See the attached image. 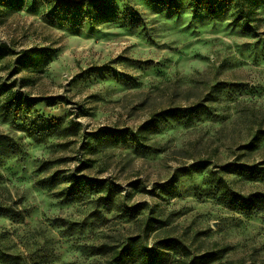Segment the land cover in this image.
Instances as JSON below:
<instances>
[{"label":"rangeland","instance_id":"obj_1","mask_svg":"<svg viewBox=\"0 0 264 264\" xmlns=\"http://www.w3.org/2000/svg\"><path fill=\"white\" fill-rule=\"evenodd\" d=\"M211 1L0 0V264H264V0Z\"/></svg>","mask_w":264,"mask_h":264},{"label":"trees","instance_id":"obj_2","mask_svg":"<svg viewBox=\"0 0 264 264\" xmlns=\"http://www.w3.org/2000/svg\"><path fill=\"white\" fill-rule=\"evenodd\" d=\"M158 2H163L167 0H157ZM169 3H172L173 5L177 4V0H169ZM191 8L193 14H197L201 9H203L206 14L209 17H215L220 10L217 9L212 3L211 0H191ZM259 139L256 136H253L252 141L250 142V146L252 149H255L258 145ZM256 174L259 173H251L249 175V179L252 182H256L258 177ZM263 182V181H261ZM261 196L262 195H251L247 199H245V203L248 204H255V202H258L259 204H262L264 201H261ZM10 212V209L7 207L0 206V216H5L8 215ZM141 240L136 238L132 239L130 241V244L128 247L124 249H112V250H107L105 253L106 255H109V260L108 264H129L131 262H145L144 258V252L145 249L140 242ZM187 257L190 255L189 251H187ZM218 260L217 255L211 254V255H203L199 256L193 259L191 264H212ZM176 264H188V260L176 263Z\"/></svg>","mask_w":264,"mask_h":264}]
</instances>
